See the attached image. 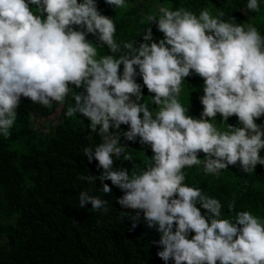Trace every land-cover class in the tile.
Returning a JSON list of instances; mask_svg holds the SVG:
<instances>
[{
    "label": "clouds",
    "instance_id": "obj_1",
    "mask_svg": "<svg viewBox=\"0 0 264 264\" xmlns=\"http://www.w3.org/2000/svg\"><path fill=\"white\" fill-rule=\"evenodd\" d=\"M105 3L127 6L126 0ZM246 9L259 12V0H248ZM158 11L159 18L147 16L156 34L147 27L137 38L129 30L121 43L96 0H0V137L11 138L17 125L52 136L74 116L101 137L94 149L82 151L103 171L78 179H98L109 194L103 200L81 191L80 208L91 204L106 214L118 203L135 212L132 228L143 213L160 235L154 254L165 262L264 264V221L243 206L223 217L228 212L218 199L185 183V168L196 165L216 176L237 164L246 174L264 165V127L255 122L264 116V36L251 24L224 21L222 11L215 17L206 8L198 16ZM105 45L111 54L99 55ZM193 73L204 80L198 119L178 99L182 81ZM142 90L154 94L153 111L141 103ZM21 97L34 103L30 110L20 112ZM217 114L223 121L235 115L242 127L218 130L211 123ZM137 140L152 151L150 163L140 172L116 170L114 158L136 167L127 142ZM234 208L229 204V212Z\"/></svg>",
    "mask_w": 264,
    "mask_h": 264
},
{
    "label": "trees",
    "instance_id": "obj_2",
    "mask_svg": "<svg viewBox=\"0 0 264 264\" xmlns=\"http://www.w3.org/2000/svg\"><path fill=\"white\" fill-rule=\"evenodd\" d=\"M138 1L126 0L125 8H114L105 0H96L100 12L115 23L116 42H128L129 30L137 38L143 36L147 27L156 34L157 27L147 16L155 14L159 18L160 7L185 9L197 16L205 8L214 17L222 11L224 21L245 27L251 24L264 36V0H259V12L247 11L248 0H140L139 4ZM88 35L92 39L89 41L99 46L97 38ZM98 53L111 54L106 45L98 48ZM136 82H140L139 75ZM203 87L204 80L193 73L182 81L178 97L188 109L187 114L197 119L203 111L200 102ZM148 92L142 90L141 103H147L151 110L156 105L151 103L154 94ZM33 105L30 99L21 97L20 112L30 110ZM255 122L264 127V116ZM211 123L220 131H227L228 125L242 127L235 115L223 121L217 114ZM60 129L51 136L39 129L26 131L24 126L17 125L11 138L0 137V264H174L154 254L160 249V235L156 228L147 226L143 213L132 228L131 217L135 212L124 211L118 203L114 211L109 208L106 214L92 210L91 204L80 208L81 191L87 190L103 200L109 195L102 192L98 179L94 184L78 179L81 175L99 176L103 171L97 168V161L89 163L82 151L89 146L94 149L101 143V137L91 133L86 122L74 116L67 117ZM127 144L136 167L114 158L116 170L123 167L130 173L140 172L150 163L153 153L138 140ZM260 155L264 157V149ZM204 156L200 152L198 158L202 160ZM185 170V183L218 199L222 211L228 212L223 217H233L236 206H243L264 221V165H257L255 171L246 174L237 164L218 176L206 175L202 164ZM104 183L116 190L118 198L123 195L111 182ZM233 202L235 208L229 212L228 206Z\"/></svg>",
    "mask_w": 264,
    "mask_h": 264
},
{
    "label": "rangeland",
    "instance_id": "obj_3",
    "mask_svg": "<svg viewBox=\"0 0 264 264\" xmlns=\"http://www.w3.org/2000/svg\"><path fill=\"white\" fill-rule=\"evenodd\" d=\"M137 3L139 4L140 3V0Z\"/></svg>",
    "mask_w": 264,
    "mask_h": 264
}]
</instances>
